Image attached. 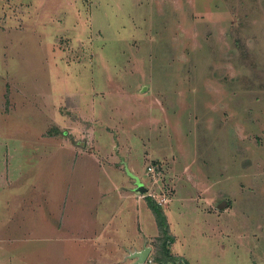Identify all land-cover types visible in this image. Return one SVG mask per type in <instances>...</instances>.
<instances>
[{
	"label": "rangeland",
	"instance_id": "374dc122",
	"mask_svg": "<svg viewBox=\"0 0 264 264\" xmlns=\"http://www.w3.org/2000/svg\"><path fill=\"white\" fill-rule=\"evenodd\" d=\"M150 191L193 264H264V0H0V264H97L59 225L100 207L132 257Z\"/></svg>",
	"mask_w": 264,
	"mask_h": 264
},
{
	"label": "crops",
	"instance_id": "0c3cea01",
	"mask_svg": "<svg viewBox=\"0 0 264 264\" xmlns=\"http://www.w3.org/2000/svg\"><path fill=\"white\" fill-rule=\"evenodd\" d=\"M135 183H137V181ZM143 183L145 187L148 188L145 182ZM127 195L128 196L124 195L123 198L131 200V198L133 197L136 202L133 203V206L132 204H130L127 208L123 210V216H127L128 214L129 215L134 214L135 215V219H134L135 225L134 226H137L138 224L139 228L137 229V227H134L133 230H130V231L126 230V235L128 237H134L133 246L136 248L135 250L136 252L143 251L146 247H150V251L147 255V258L143 262L137 261L139 259L138 256L129 257L131 256L130 254L129 256L127 254L126 258L132 259L131 263L129 264H147L150 261L149 258L154 259V255H157V254L161 255V252L159 253V250H160V247L162 246L161 242L165 235L164 230L161 224L159 223L157 213L151 206L149 198L147 197L149 196V194L145 195V197L144 196L137 197L133 192L128 193ZM152 197L156 201L154 196ZM173 201H174V198L170 205L166 204L165 206H163L162 204H160L166 215V219L168 223V235L170 237L169 238L170 239V243H169L170 252L173 255V257H175L173 260L170 259V257H168L169 258L168 262L171 263V261H175V259L177 258L176 261H178L179 259V261H182L183 264H193L188 254L183 250V247H184V244L186 243L187 238L184 234H182L179 231V226L176 224V222H174L173 215H171V213L173 212L172 210ZM167 202L168 200L165 203ZM106 204L109 206L112 203L107 201ZM103 209H104V212L102 211L101 207L99 208L98 212L95 211V219L93 221V224L94 226H97V227H95L96 230H95L94 235H91L86 232H82L80 234L78 233V235L76 236L74 233L76 229H74L73 227V223L75 221L72 220L73 216L71 214L68 215V213L66 215L67 219L61 222L59 227L62 226L63 228H65L66 231L69 233L68 237L69 238L71 237L75 241L76 240L77 241L82 240L84 242H87V240L93 241L94 242L93 247L96 250L103 249L104 253L109 251L108 255L105 254L106 257L104 259L101 258L99 259V261H95L97 264H103V263L104 264H127L128 260L125 261L126 258H121V257L119 259L117 257L114 258V255L112 254L113 252L111 251V244L113 243V241H116L118 246L122 244L120 243V241L122 240L121 233L125 231V228L120 229V227L114 224L115 212L114 214L112 213L111 216H109V215H106L107 213H109L108 212L109 208L103 207ZM210 211L213 212V210H210ZM217 212L218 214L220 213L221 215V212L219 211ZM78 216H81V214ZM83 223H84L82 226L83 231L84 229L86 230L87 228H90V223L87 224L84 218H83ZM77 228L80 229V226H77ZM163 261H164V264L168 263L166 262L165 258L163 259ZM149 264H154V263L153 261H151Z\"/></svg>",
	"mask_w": 264,
	"mask_h": 264
},
{
	"label": "trees",
	"instance_id": "16d2710c",
	"mask_svg": "<svg viewBox=\"0 0 264 264\" xmlns=\"http://www.w3.org/2000/svg\"><path fill=\"white\" fill-rule=\"evenodd\" d=\"M149 198V201H150V204L151 206L153 207V209L155 210V212L157 213V216H158V219H159V223L161 224V226L163 227V230H164V238L161 242V247H160V250H159V253L161 252V255L157 254V255H154V259H153V263L155 264V262H158V264H164V261L163 259L165 258L166 262H168V257H170V259H174L175 257H173V255L171 254L170 252V248H169V243H170V237L168 235V223H167V219H166V215L162 209V206L153 199V197L151 195L148 196ZM164 257V258H162ZM177 258L175 259V261H171V263H165V264H183L182 261H176Z\"/></svg>",
	"mask_w": 264,
	"mask_h": 264
},
{
	"label": "built area",
	"instance_id": "2783aa9c",
	"mask_svg": "<svg viewBox=\"0 0 264 264\" xmlns=\"http://www.w3.org/2000/svg\"><path fill=\"white\" fill-rule=\"evenodd\" d=\"M147 169H148V174L151 175V177L154 179L155 182L159 181V177L161 175V167H160V164L159 163H155V162H151L148 166H147ZM137 191H140L141 190H138L137 188ZM149 195L151 196H156L155 193H152L151 191L148 192ZM159 203L162 204L164 202H166L168 200L167 196H162L161 199H158ZM150 261H153V258H149Z\"/></svg>",
	"mask_w": 264,
	"mask_h": 264
},
{
	"label": "water",
	"instance_id": "95a60500",
	"mask_svg": "<svg viewBox=\"0 0 264 264\" xmlns=\"http://www.w3.org/2000/svg\"><path fill=\"white\" fill-rule=\"evenodd\" d=\"M136 181L138 183V190H141L143 192L147 190V188L144 186V183L140 180L138 176H136ZM149 251L150 247H146L143 251L136 252L134 256H138L139 259L137 261L143 262L147 258Z\"/></svg>",
	"mask_w": 264,
	"mask_h": 264
}]
</instances>
